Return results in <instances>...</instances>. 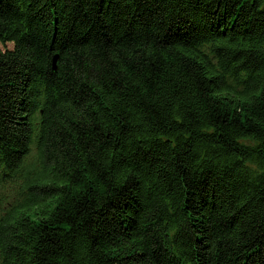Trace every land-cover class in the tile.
<instances>
[{
	"label": "trees",
	"instance_id": "obj_1",
	"mask_svg": "<svg viewBox=\"0 0 264 264\" xmlns=\"http://www.w3.org/2000/svg\"><path fill=\"white\" fill-rule=\"evenodd\" d=\"M0 41V264H264V0H0Z\"/></svg>",
	"mask_w": 264,
	"mask_h": 264
},
{
	"label": "rangeland",
	"instance_id": "obj_2",
	"mask_svg": "<svg viewBox=\"0 0 264 264\" xmlns=\"http://www.w3.org/2000/svg\"><path fill=\"white\" fill-rule=\"evenodd\" d=\"M13 47V43H2L1 41H0V52H2V51H5L6 49H8V48H12Z\"/></svg>",
	"mask_w": 264,
	"mask_h": 264
},
{
	"label": "water",
	"instance_id": "obj_3",
	"mask_svg": "<svg viewBox=\"0 0 264 264\" xmlns=\"http://www.w3.org/2000/svg\"><path fill=\"white\" fill-rule=\"evenodd\" d=\"M57 56L54 58V65H55V68H56V62H57Z\"/></svg>",
	"mask_w": 264,
	"mask_h": 264
}]
</instances>
